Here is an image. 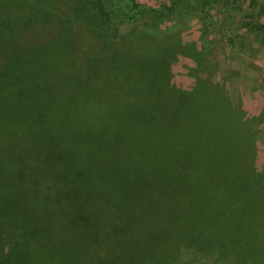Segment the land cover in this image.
Returning a JSON list of instances; mask_svg holds the SVG:
<instances>
[{
	"label": "trees",
	"instance_id": "obj_1",
	"mask_svg": "<svg viewBox=\"0 0 264 264\" xmlns=\"http://www.w3.org/2000/svg\"><path fill=\"white\" fill-rule=\"evenodd\" d=\"M217 10L263 40L264 0H0V264H264L251 122L172 81Z\"/></svg>",
	"mask_w": 264,
	"mask_h": 264
},
{
	"label": "rangeland",
	"instance_id": "obj_2",
	"mask_svg": "<svg viewBox=\"0 0 264 264\" xmlns=\"http://www.w3.org/2000/svg\"><path fill=\"white\" fill-rule=\"evenodd\" d=\"M141 1L148 5L163 2ZM213 13L214 17L187 19L178 27L176 32L184 41H191L199 51L202 48L203 61H196L199 54L193 58L177 53L172 65V81L183 88L191 87L197 80L224 86L230 106L239 107L251 122L254 137L247 146L246 158L261 169L264 167V37L256 41L246 36V31L237 30L239 22L233 24L236 28L232 23L224 26L221 23L224 12ZM225 28L240 33L235 36L224 31ZM21 194L24 197V193Z\"/></svg>",
	"mask_w": 264,
	"mask_h": 264
}]
</instances>
